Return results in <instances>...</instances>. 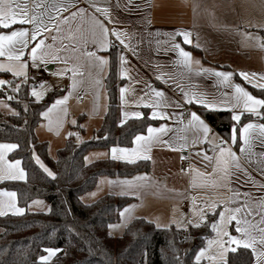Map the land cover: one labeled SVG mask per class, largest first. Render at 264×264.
Listing matches in <instances>:
<instances>
[{
  "label": "crops",
  "instance_id": "0c3cea01",
  "mask_svg": "<svg viewBox=\"0 0 264 264\" xmlns=\"http://www.w3.org/2000/svg\"><path fill=\"white\" fill-rule=\"evenodd\" d=\"M46 2H53V0H46ZM54 2L70 3L73 6L70 7L68 11L61 12L59 16H57L55 12L51 13L55 17V21L61 28V31L57 33L55 29H53L51 33H45L44 35L47 37L46 44H54V47H60L61 41H63L64 45L72 46L75 44V41L70 42L66 38L69 34V30L71 29L72 32H75L77 28L88 27L91 17L95 14L100 19L104 20L107 28L122 32L123 35L121 38L124 39L128 47L121 45L114 35H109V43L104 49L89 42L87 50L95 51L97 56L106 58L108 63L101 68L95 64H90L88 61H83V67L81 68L83 76L78 75L76 77L80 83L74 90L71 89L72 80L70 74L63 77L53 75V73L65 67L62 61H50L46 66L41 65L45 68V77L36 80L37 85L35 88L38 91H44L43 98L54 91H62L57 98L68 95L69 90L72 91V95L69 97L66 106H62L67 108L66 115L60 109H57L50 113L48 117L42 116V121L36 128L38 140L45 142L48 146V152L51 158H56L58 150L66 145L70 137L68 133L72 132L73 127L77 126L79 123H81L85 132L83 135L79 136L78 141L90 140L93 137L94 133L102 126L104 116L107 112L109 98L105 86V79L109 73V53L111 50L115 49L117 51L118 77L121 81L118 87L120 119L123 111H142L144 114H150L152 109L145 108L142 105L138 106L135 101L145 93H149L150 95V89L146 87V85H151V87L158 90L162 89L170 102L169 107L159 110L169 113L181 111L187 113L189 108L194 109L212 130L209 134V140H211L212 143L205 142L198 144L184 153V155L188 157V159H185L187 161V166H183L182 162L184 160H181V152L172 151L163 145L153 146L149 153L151 156L150 160H137L135 162L149 161L151 163L150 173H139L132 177H101L93 190H96L100 185L104 193L103 196L113 195L116 197L132 198V201L127 205H136L132 212V218L130 220L122 218L119 214V220L124 229L135 219H145L155 224V226L156 222H159L161 225H170V227H174L177 230L185 231L182 228L178 229L176 224L172 223V221L180 220L184 216L190 215L192 204L189 197L196 196L197 204L199 205L202 200L208 199L209 197L212 199L223 198L227 200L233 193L224 189H219L218 193L209 192L206 194L203 190L194 189L190 187L191 176L186 172H182L181 169H186L191 162L193 167L200 168L202 171H211L210 168L204 169L202 167L199 158L194 155V152L195 150L203 149L208 155H215L213 147L217 142L212 134H215V136L223 140L229 141V145L225 146H231L232 151L238 156H241L239 151L241 146L239 129L243 125H240L241 120L239 122L233 121V125L237 127L238 136L236 144L232 145L230 140L231 132L229 136H224L214 130L199 113L198 108L212 112H229L232 115L231 111L223 107L217 110H208L197 104L185 105L183 108H176L172 105L171 102L181 100V93L176 86L177 84H182L185 87L192 86L196 90L206 93L208 100H218L220 99V93L222 91L230 90L218 86L216 84V77L207 73L197 75L193 72L186 74L184 78L176 75L175 82L169 80L167 83L161 79H157L162 73L176 74L180 71V68L174 63L176 53L170 50L172 40L168 34L175 33L178 30L190 32L192 43L190 45L181 43V46L184 47L186 51L191 52L193 60L200 61L199 66L193 65L194 68L199 67L213 69L215 71L233 72L234 83L242 84V86L246 87L248 91L255 95L252 90L257 88H253L251 85L244 82L239 77L238 73L242 71L264 73V49L258 47V42L256 40L249 39L246 36V33L251 32L254 36L261 38L259 42H264L262 34L264 29L249 27L250 22L256 24L264 22V0H133V5L128 8L124 7L127 0H120V7L118 8L113 7L116 0H54ZM93 3L110 7L113 18L111 23L105 20L99 13H94V9L90 7ZM136 5H138V7H136ZM81 8L86 10L84 18L81 19L79 14L74 19L71 18L70 13L76 12ZM62 16L69 17L68 23H63L61 21ZM26 27L30 26L26 25ZM53 35L58 36L55 42L51 39ZM176 41H182V37H177ZM197 44H199L200 47H196ZM61 55H71V53L62 52ZM121 55L126 59V63L123 66L120 62ZM28 62L29 68L27 71L29 79L27 82L35 80L33 73L34 68L31 67L30 59ZM122 67L127 72L126 77H121L120 75ZM8 74L12 76L11 73ZM0 79L5 78L1 77ZM97 80L100 81L99 84L96 83ZM41 83L45 85L44 89H41L40 86L37 87L39 84L41 85ZM125 86L128 88L125 94L128 100V104L126 105L122 104L119 91L121 87ZM29 96L36 100L35 97L31 96V90ZM147 99L148 96H145V100ZM0 101H3V104L9 105V107L5 108L3 104H0V114L13 113L14 110L10 104V100L0 99ZM245 115H250L252 117L247 123H264V119L261 117L247 112L241 116V119ZM49 119L53 122L52 130H49ZM58 119L62 120V124L57 129L56 121ZM132 119L135 118H129L127 121ZM73 120H75V124L72 123ZM155 121H157V124L152 125L153 127H159L160 124L165 123L174 130L180 127L173 120ZM186 122L187 120L185 119V123ZM177 134L187 135L189 137V142L191 141V133L185 134L178 132ZM172 135L173 133H169L164 139H169ZM134 146L133 144L131 147L127 148H132ZM16 149L5 154L6 161H14L10 159V155ZM261 152H264V148L259 145V142H256L253 148L254 155L250 164L246 163L244 157L241 156L242 165L247 168L252 180L258 183L254 184L252 180H249L248 176H245L242 172H237L236 176L232 178L231 188L241 193L248 192L254 198L264 196V192L259 188V183H264V176H261L257 168V160L259 159L258 154ZM100 153H109V155H97ZM35 156L38 155L35 154ZM85 157H88V160H85L87 164L99 160L111 159L110 149L93 150L87 153ZM115 161L124 162L121 160ZM21 167H23L22 162ZM138 176H146L147 179L146 181H134V178ZM237 177L239 179H237ZM124 180L134 181V183L142 186L129 189L126 194L122 195L121 186L119 184L108 183V181L118 182ZM6 182L24 181H3L0 182V189H6L3 187V184ZM84 196H86V194ZM82 198L81 201L83 202ZM243 202V197H241L236 204H230L229 206H239V204ZM28 210H30V208H28ZM219 210L220 209L217 211ZM26 211L27 209L25 208V212ZM210 214L211 213H209V215ZM8 215L12 214L9 213ZM234 224L235 222H233V225ZM189 229L190 228L187 230ZM229 230L232 234L238 235L235 233L234 227H230ZM214 236L215 233H212L209 238ZM206 244L207 240L204 247ZM203 262L208 264L206 260Z\"/></svg>",
  "mask_w": 264,
  "mask_h": 264
},
{
  "label": "snow or ice",
  "instance_id": "6c2138e0",
  "mask_svg": "<svg viewBox=\"0 0 264 264\" xmlns=\"http://www.w3.org/2000/svg\"><path fill=\"white\" fill-rule=\"evenodd\" d=\"M133 5V0H127L124 5L125 8ZM70 3H56L46 2V0H0V73H11L13 79H0V91L5 89V86L11 88L13 93L20 90L21 84H26L28 77L29 59L31 61V67L34 69H40L41 65H47L50 61H62L65 67L59 69L53 75L57 77H63L70 74L72 80L71 89H75L80 81L76 77L83 76L81 68L83 67V61H88L90 64H95L99 67H103L108 63L107 59L96 55L95 51H88L87 45L89 42L98 45L101 49L107 47L109 41V35H114L121 45L128 47L122 39L123 33L117 30H110L105 26L104 20L93 14L88 27L77 28L75 32L69 30V34L66 37L70 42L75 41L72 46L64 45L61 41L60 47H54V44H46L47 37L45 33H51L53 29L57 33L61 31V28L55 21V17L51 14L55 12L57 16L61 12H66L70 7ZM94 9V13H99L109 23L112 22L111 9L109 6H100L95 3L90 5ZM113 7H120V0H116ZM138 7V5H136ZM86 10L81 8L76 12H71V18H75L78 14L81 19L84 18ZM61 21L68 23L69 17L62 16ZM30 26V27H26ZM17 26V27H13ZM249 27L264 29V22L261 23H249ZM172 40L170 50L176 53V59L174 63L180 68L179 73L169 74L162 73L157 79L163 80L167 83L169 80L175 82L176 75L184 78L186 74L193 73L200 75L201 73H207L216 77V84L222 86L230 91H222L220 93V99L208 100L206 93L201 92L193 88L192 86L185 87L182 84H177V88L181 93V100L171 102L176 108H183L185 105H201L208 110H217L223 107L224 109L231 111V119L239 122L241 116L247 112L264 119V114L261 110H264V73L256 72H239V77L251 85L253 88L261 90V95H253L248 91L246 87L240 83H234L233 72L227 71H215L213 69L206 68H194L193 65L199 66V60H193L192 54L186 51L181 43L190 45L192 43L191 33L187 31H176L175 33L168 34ZM247 38L254 39L258 42V47L264 49V42H259L260 37L254 36L251 32L246 33ZM182 37V41L177 42L176 38ZM53 42L58 39V36H51ZM196 47H200L199 44ZM71 53V55H61V53ZM121 65L126 63V59L123 55L120 57ZM121 77H126L127 72L122 67ZM166 77V79H165ZM21 78L20 83H14L15 79ZM100 83L99 80L96 81ZM150 89L149 93H145L140 96L135 103L138 106L150 108L148 119L151 120H173L180 127L174 130L168 124H160L159 127H153L148 125L146 134H137L133 138L132 148L113 146L110 148V158L112 160H121L126 163H135L137 160H150L149 155L153 146L163 145L168 147L172 151H179L182 153L181 160L188 159L184 153L188 152L190 148H194L201 143H212L209 140V134L211 129L208 124L201 118L195 111H189L187 117L184 112H166L159 109H165L170 106V102L165 92L160 89L146 85ZM41 89L45 88V85L41 83ZM120 100L122 104H128L126 99V92L128 88L121 87ZM44 91H38L35 87L31 88V96L35 97L36 101H40L43 98ZM72 95V91L69 90L68 95L57 98L54 102L46 108L40 115L48 117L54 110L60 109L65 115L67 114L66 106L69 97ZM145 96L148 99L145 100ZM8 100L16 99L14 95H8ZM3 104V101H0ZM5 108L9 107L7 104H3ZM25 111L27 106L25 105ZM19 115L18 113H14ZM129 118H135L137 120L144 119L145 114L142 111H123L121 119L119 121L120 126H123ZM185 119L187 122L185 123ZM75 124V120L72 121ZM52 120L49 119V130H52ZM62 124V120L56 121V128L58 129ZM191 133V141L187 135H178L177 133ZM169 133H173L169 139H164ZM69 136L77 135L76 133L69 132ZM216 140V144L213 147L215 155H208L203 149L195 150L194 155L199 158L200 163L204 169H211V171L193 167L190 162L188 167L182 168V172H186L191 176L190 187L194 189L203 190L206 194L209 192H217L219 189H224L228 192H232L233 195L227 200L223 198L202 200L200 204H197V197H189L192 207L190 209V215L184 216L180 220H174L177 228H183L187 231L188 228H200L202 225L207 224L209 213L213 215L210 227L215 236L207 239L205 247H201L195 254V264H201V261L207 260L208 264H229V253L235 254L238 249L249 250L251 257L253 258L252 264H264V196L252 197L248 192H238L231 188L232 178L236 176L237 172H242L245 176H248L249 180L252 177L248 173L246 167L241 163V156L244 157L246 163L250 164L254 155L253 148L256 142L264 148V123H246L239 129V139L241 141L240 153L238 156L232 151L229 141L223 140L215 134H212ZM237 127L233 125L231 130V144L234 145L237 142ZM107 139V137H105ZM19 145L15 143H0V182L3 181H26L27 173L24 168L21 167L20 160L6 161L5 154L18 148ZM97 155L107 156L109 153H100ZM257 168L261 176H264V152L258 154ZM36 163L43 169L49 177L55 179V174L46 167L38 156H35ZM88 160V157H85ZM146 176H138L134 178V181H146ZM237 179H239L237 177ZM134 181H108L109 184H119L121 186V194H126L129 189L140 187L142 185L134 183ZM252 182L258 183L255 180ZM259 188L264 192V183H259ZM91 195H95L92 193ZM243 197L244 202L239 206L230 207V204H236L237 201ZM34 205L43 206V201L33 200L28 205L32 208ZM48 212H51L50 207L44 206ZM136 205H129L120 211L122 218L131 219L132 212ZM220 209L219 211H217ZM9 213L12 215L22 216L25 213V208L19 207L17 202V193L15 191H8L6 189H0V217L7 216ZM218 216V219L216 218ZM233 222L235 224L233 225ZM110 229L118 227V225H108ZM156 227H170V225H161L156 222ZM230 227H234L235 233L232 234L229 230ZM62 251L56 247H46L43 252L46 255L39 256L40 264H50V261L58 252ZM177 264H181L180 257H175Z\"/></svg>",
  "mask_w": 264,
  "mask_h": 264
},
{
  "label": "trees",
  "instance_id": "16d2710c",
  "mask_svg": "<svg viewBox=\"0 0 264 264\" xmlns=\"http://www.w3.org/2000/svg\"><path fill=\"white\" fill-rule=\"evenodd\" d=\"M262 34L264 37V31ZM109 55V73L105 79L109 102L102 126L90 140L79 142L77 135L70 136L56 158H51L47 144L38 140L36 128L42 121L40 113L62 91L51 92L36 101L29 96L31 88L37 85L36 80L21 84L16 93L8 86L0 91V99H7L8 95L16 97L10 100L13 113L0 114V142L19 145L10 159L20 160L27 173L24 182L3 184L4 188L17 193L19 206L27 211L22 216L0 217V264H40L38 258L46 255L43 252L46 247L62 249L50 264H177L176 256L180 257L181 264H195L196 252L212 235L213 215L210 214L207 224L187 231L174 227L157 228L145 219H135L125 227L122 235L115 237L108 225L119 221L120 211L132 198L105 195L91 204L81 201L101 177H132L151 171L149 161L126 163L105 159L90 164L85 162V156L93 150L131 147L135 135L145 134L149 124H157L145 114L144 119H132L120 126L118 87L121 81L117 51L113 49ZM1 77L13 79L8 73H0ZM14 83H20V79H15ZM252 91L261 95L259 89ZM198 111L214 130L229 136L234 124L229 112L199 108ZM250 119V115L243 116L240 125ZM84 132L81 123L73 127L72 133L78 137ZM34 154L55 174V179L40 168ZM33 200H44L52 211L28 210ZM183 233H187V238L181 237ZM228 259L229 264H251L253 260L250 251L242 248L235 254L229 253ZM201 264L207 263L202 261Z\"/></svg>",
  "mask_w": 264,
  "mask_h": 264
},
{
  "label": "rangeland",
  "instance_id": "374dc122",
  "mask_svg": "<svg viewBox=\"0 0 264 264\" xmlns=\"http://www.w3.org/2000/svg\"><path fill=\"white\" fill-rule=\"evenodd\" d=\"M40 84L37 86L39 87ZM55 157V156H54ZM41 161V160H40ZM44 164V163H43ZM45 165V164H44ZM46 166V165H45ZM47 167V166H46ZM47 174V173H46ZM92 193H95V195H91ZM104 193L102 191V187L99 185L96 190H93L92 192L86 194V196H83L82 200H83V203L85 204H91V203H94L96 200H98L101 196H103ZM43 201V206H36L34 205L32 208H30V211H36V212H45L47 213L48 211L46 210V208L44 206H47L49 207V205L44 201V200H41ZM115 225H118V227L116 228H112L110 229V232L113 236L115 237H119L120 235H122L123 233V229L122 226H121V223H120V220L117 221L116 223H114ZM178 229H181V228H178ZM183 229V228H182ZM207 261V260H206Z\"/></svg>",
  "mask_w": 264,
  "mask_h": 264
},
{
  "label": "built area",
  "instance_id": "2783aa9c",
  "mask_svg": "<svg viewBox=\"0 0 264 264\" xmlns=\"http://www.w3.org/2000/svg\"><path fill=\"white\" fill-rule=\"evenodd\" d=\"M33 73H34V78H35V80L42 79V78L45 77V68H44L43 66H41L40 69H34V70H33ZM189 111H195V110L192 109V108H189V109L187 110V113H188ZM187 113H185V117H187ZM182 163H183V166H187V161H186V160H184ZM181 237H182L183 239L187 238V233H183V234L181 235Z\"/></svg>",
  "mask_w": 264,
  "mask_h": 264
}]
</instances>
